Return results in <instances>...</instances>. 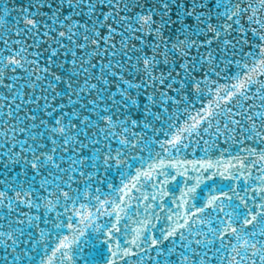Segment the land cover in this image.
<instances>
[{"label":"snow or ice","instance_id":"1","mask_svg":"<svg viewBox=\"0 0 264 264\" xmlns=\"http://www.w3.org/2000/svg\"><path fill=\"white\" fill-rule=\"evenodd\" d=\"M0 264H264V0H0Z\"/></svg>","mask_w":264,"mask_h":264},{"label":"water","instance_id":"2","mask_svg":"<svg viewBox=\"0 0 264 264\" xmlns=\"http://www.w3.org/2000/svg\"><path fill=\"white\" fill-rule=\"evenodd\" d=\"M191 158V157H190Z\"/></svg>","mask_w":264,"mask_h":264}]
</instances>
